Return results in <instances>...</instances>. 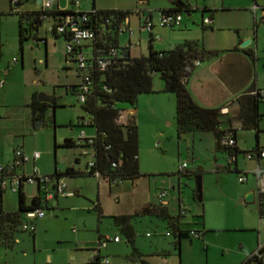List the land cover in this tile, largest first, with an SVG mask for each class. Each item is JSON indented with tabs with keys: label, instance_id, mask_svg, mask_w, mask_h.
Wrapping results in <instances>:
<instances>
[{
	"label": "rangeland",
	"instance_id": "374dc122",
	"mask_svg": "<svg viewBox=\"0 0 264 264\" xmlns=\"http://www.w3.org/2000/svg\"><path fill=\"white\" fill-rule=\"evenodd\" d=\"M38 1L24 2L19 11L39 10ZM226 1L227 6L244 4V0ZM199 2L202 6L207 4L213 7L214 11L222 10V0ZM70 5V0H62L63 7L69 8ZM84 5L85 9L92 10L93 0H84ZM124 5L130 6L131 11L135 12L130 18L135 33L132 41L134 44L141 41V44L135 45L131 50L133 58L149 54L151 33L143 28V23L151 15L156 26L153 32L156 51L173 49L185 34L191 41H201L204 47V36L210 41L215 37L211 28H202V9L192 17L183 13L184 25L170 29L161 27L160 21L161 11L174 6L172 0H96L99 9ZM193 19L196 23L192 22ZM186 24L189 30L196 31L181 33L182 30L185 31ZM49 26L50 23L45 22L37 36L47 38L48 45L32 37L25 41L22 52L18 15L11 14V10L0 14V50L4 46L0 54V80L4 78L7 81L6 88H0V147L14 155L21 148L34 153L45 151L46 146L51 145L52 153L47 158L54 171L57 169L66 172L73 165L84 172L90 158L81 156V165H77L75 159L82 153V149L79 146L66 148L63 145L66 140L77 139L82 129L75 125L82 119L88 122L90 117L79 103L78 97L72 94L71 87L76 86L79 80L76 66L67 62L66 42L64 38L48 34ZM231 30L234 29L219 31L218 35L232 32ZM197 34L203 35V38L193 39ZM129 37V34L120 36L122 48L128 46ZM263 38L262 36L258 51V72L256 73L251 60V84L245 91L252 89L257 76L260 86L264 87ZM252 47L255 50L257 45ZM14 58H18L20 62L14 64ZM154 82L155 87L164 83L160 77H156ZM34 92L57 98L59 102L58 108L47 110L42 129H36L32 110L27 107ZM241 96L231 98L230 106L233 111L229 118L239 114L240 109L236 112L234 110ZM119 107L127 110L137 108L140 112L137 124L141 177L112 186L97 177L65 178L69 191L79 190L80 196H60L57 210L47 211L45 219L29 223L37 227L35 239L30 232L19 229L13 247H0V264H89L93 250L99 247L100 236L109 239L120 237L122 241L120 244L112 241L109 249L103 250L105 257L107 251L110 254L107 256L110 264H142L139 260H132L135 249L147 264H242L250 258L264 242V229L260 228L257 205L248 204L247 197H241L240 191L245 187L254 190L255 180L242 185L236 173L225 171L228 155L218 150L213 133L179 137L174 95L142 94L137 105L121 104ZM260 113L259 142L264 146V104L260 105ZM232 127L237 130L239 147L243 152L256 149L255 131L242 130L241 124L236 120ZM86 132L92 134L93 130L86 129ZM55 144L59 146L56 152ZM184 163L188 164L189 172L202 170L201 203L196 197V176L179 174ZM239 164L241 171L247 166H254L243 155H239ZM163 188L168 189L173 208L178 207L177 199L180 197L188 211V215L182 219L183 230L209 231L204 239L194 236L193 239H184L181 246H178L175 236L169 235L172 230L167 222L156 217L136 216L145 206L156 204V195ZM36 189V186L28 184L25 190L36 193ZM98 203L102 207V218L95 210ZM53 207L52 204L51 208ZM5 209L13 212L19 210L18 193L6 192ZM173 213L178 215L177 211ZM124 215L135 216L132 222L136 233L134 245L129 243L127 236L115 224L114 217ZM26 224L28 222L24 221L23 226Z\"/></svg>",
	"mask_w": 264,
	"mask_h": 264
},
{
	"label": "trees",
	"instance_id": "16d2710c",
	"mask_svg": "<svg viewBox=\"0 0 264 264\" xmlns=\"http://www.w3.org/2000/svg\"><path fill=\"white\" fill-rule=\"evenodd\" d=\"M26 1L30 0H24V2ZM19 9L15 8L11 0V14L18 15L20 20V42L23 52V46L26 40L32 37L36 41L38 40L36 30L46 20L40 16L35 18L39 15L37 11L20 12ZM208 10L204 9V12H209ZM192 12L193 10L190 4L178 1L175 3V7L164 10L161 14L180 15L183 13L191 14ZM134 13L131 10H99L94 5L92 11L87 14L90 21L85 25V28L95 32L97 36L96 47L98 49H104L106 51L110 48H116L131 54L129 49L122 48L120 45V28L125 20L131 18ZM44 14L57 25H63L66 17L72 14V10H54ZM203 28L204 30L207 29L206 27ZM68 34L58 36L54 33L52 35L55 38H64L67 44L70 35ZM150 35V49L147 56L140 58H133L132 56L122 58L118 60L117 66L110 67L103 72H95L94 90L88 101L82 105L90 117L89 121L86 122L85 119H82L75 125L81 128L82 131H86V129L93 130L92 134L86 132L88 135L94 137L93 145H82L74 140H66L63 145L66 148L79 146L88 149L92 154L91 162L94 163V166L89 168L91 162H88L87 170L84 172L76 170L75 168H68L64 173L56 172L51 175L52 178L61 180L65 178L96 177V173L98 172L100 173V179L106 181L111 186L119 185L126 180L140 178L139 127L135 116L127 118L126 122L122 121V115L125 109L119 106L121 104L134 106L138 104L140 95L156 94L157 91L155 90L154 82L156 77L162 78L164 82V88L160 93L172 94L176 98V121L179 137L181 138L184 135L196 133H213L217 139L218 150L228 155V165L224 168L225 171L234 172L238 175L240 170L236 168L232 171L229 160L232 156L244 155L246 153L241 151L238 146L229 148L221 145V139L226 133L225 130H233L234 120L239 121L242 130L255 131L258 144L256 148L260 146V121L262 117L260 105L264 104V102L261 95H252V92L256 89H251L239 99V114L234 118H229L231 117L230 114L225 115L222 113L225 106L220 108L201 106L194 99L188 88L189 80L199 68L195 66L197 60L203 63L205 60L217 57L218 52L207 51L201 41H186L169 51L159 52L154 49L153 33ZM254 54V51L249 53L253 62H255ZM67 58H72V55H67ZM71 63L76 66L75 61L71 60ZM76 72L78 76L77 66ZM74 89H76V96L78 97V85L74 86ZM30 108L32 110L33 121L37 123L39 120H44L47 110L50 108H58V104L49 105L40 103L38 95H34ZM225 125H229L228 128H223ZM234 133L237 134V130H234ZM58 147L55 144V152ZM201 171H179V174L186 176L195 175L198 179L201 177ZM54 189H56V185H54ZM1 193L4 194L5 191ZM18 195L19 210L17 212H6L3 208L2 197L0 198V247L4 246L7 248L15 245L17 231L19 229L25 231L22 226L28 212L43 207L47 210L49 209L48 203L44 201L42 195L32 199L31 203L28 202L24 188H22ZM196 197L199 202L198 189L196 191ZM95 210H97L99 217L102 218L103 211L101 204L98 203ZM136 216L156 217L161 221L167 222L172 230V233H169V235L175 236L178 246L182 244L184 239H193L194 235H199V239H204L207 233L183 230L182 219L186 215L180 213L178 216H174L169 206L160 204L145 206ZM134 218L135 216L128 215L114 217L115 224L121 228L122 232L127 236L129 243L132 245L135 243L136 236L132 224ZM36 231L30 232L34 238ZM105 239L103 236H100L99 242ZM262 257L251 256L244 264H251L253 262L263 264ZM132 260H139L142 264H147L143 260V256L136 249Z\"/></svg>",
	"mask_w": 264,
	"mask_h": 264
},
{
	"label": "built area",
	"instance_id": "2783aa9c",
	"mask_svg": "<svg viewBox=\"0 0 264 264\" xmlns=\"http://www.w3.org/2000/svg\"><path fill=\"white\" fill-rule=\"evenodd\" d=\"M72 14L68 15L65 19V23L62 25H57L52 20H49L47 15L44 13L52 12L55 9L57 0H41L40 9L37 10L38 14L35 18L41 17L42 19L48 21L50 26L47 30L48 34H56L58 36H63L69 33V40L66 44V54L72 55L71 60L76 62L78 67V76L79 83L77 84L78 89V101L80 104H85L90 95L94 90V74L95 72H103L108 70L110 67L117 66L119 59L127 58V51L119 50L116 48H110L109 50L104 51L96 47L97 36L94 31L86 29L85 25L90 21L88 17V12L82 11L81 4L84 0H70ZM12 4L24 5V0H12ZM16 8V7H15ZM67 11V10H63ZM255 14L261 12V18L256 19V23L264 22V8H261L257 5L254 7ZM183 15H162L160 26L164 28H172L180 26L183 22ZM213 22L211 19L207 18L204 21L205 26L211 25ZM155 23L150 18H146L143 23V28L149 30L150 33L155 29ZM123 34H129L130 39L134 37V31L131 27V19L127 18L124 24L120 28V36ZM45 42V40H37ZM95 44V46H93ZM134 45L129 43L125 49H131ZM1 52V50H0ZM105 52V53H104ZM103 54V55H102ZM97 55V56H96ZM96 56V57H95ZM14 64L19 63V59H14ZM116 64V65H115ZM202 62L197 60L195 62L196 67H200ZM6 85V80H0V88H4ZM252 95H261L264 102V88H258ZM223 114H230L229 106H225L222 110ZM122 121L126 122L127 117L122 115ZM233 130H225V135L221 139V145L223 147L235 148L238 146L237 134ZM94 137L88 135L86 131H82L75 141L79 142L82 145H93ZM15 160L13 164L8 166H0V190L2 191H12L13 193H20L22 188H26L29 184L36 186L38 194L33 197L36 198L39 195L44 196V201L47 203L52 202L55 198L64 196L72 197L75 194L69 191L68 185L65 179L57 180L52 178L51 175H44L36 167L32 172L27 173L25 167L31 163L36 162L41 158V153L35 152L31 155L24 153L22 150H17L15 152ZM244 158L248 162L254 163L253 168L245 169L238 174V181L240 184H247L250 179L255 180L256 189H255V204L258 207L259 223L260 228L264 229V146H259L258 148L246 152ZM239 155L232 156L229 160V164L232 166L238 163ZM94 163L89 164V168L93 167ZM189 166L187 163H184L180 167L181 172H186ZM96 177L100 179V173H96ZM56 185V189H54ZM156 204L163 206H170V198L168 189H161L160 192L156 195ZM47 209L39 208L35 211L28 212L25 217V221L28 224L23 226L25 231L34 232L36 230L35 226L29 225V223H34L37 220H41L46 217ZM184 211L182 210V214ZM199 238V235H194ZM119 243L121 240L119 237L114 239L106 238L102 242H99V247L94 251L93 255L90 258L89 264H110L108 257L102 255L103 250L107 249L109 242ZM264 252V243L260 244L259 249L252 255L255 257L261 258Z\"/></svg>",
	"mask_w": 264,
	"mask_h": 264
},
{
	"label": "crops",
	"instance_id": "0c3cea01",
	"mask_svg": "<svg viewBox=\"0 0 264 264\" xmlns=\"http://www.w3.org/2000/svg\"><path fill=\"white\" fill-rule=\"evenodd\" d=\"M184 2L190 4L191 9L193 10V12L191 14H188L191 17H192V15H194L195 13L199 12L202 9V18H203L202 28L203 27H206L207 29L211 28L212 29L211 31L213 32L212 34L215 36L214 39H211V41L209 40V38L207 36H204L205 46H206L204 48L207 51L218 52L217 57L205 60L202 63V65L194 73L193 77L189 80L188 88H189L192 96L194 97V99L201 106L207 107V108H220V107H224L225 105H228L230 115H232L233 110H232V107L230 106L231 105L230 104L231 98H233L235 95H242L243 96L246 92L251 90L250 89L248 91H245V89H248V87L251 84L253 66H252V61H251L252 59L250 58L249 53H251L252 51L255 52V54H254L255 55V62H253L254 63V69H255L256 73L258 72L257 65H258V61L260 60V58L258 56V51H259L261 38H262V36L264 37V31H262V25H264L263 24L264 22H261V24L258 23V25H256L257 24L256 19L261 18L262 14H261V12L258 14H255L254 7H255V5H257L261 8H264V0H244V4H242L240 6H236V7L227 6V1L222 0V8H221L222 12L219 11V9H215V11H214L213 7H209L207 4H204L202 6L200 4L199 0H195V2H192L191 0H184ZM172 3L174 4V6L169 7V8H164L162 11L169 10V9L175 7L176 1L172 0ZM71 5L69 8L63 7L62 6V0H57V3L55 5V9L56 10H70ZM94 5L96 6V0H93V6ZM21 7H19V8H21ZM96 8H97V6H96ZM10 9H11V0H0V14H4V13L8 12ZM97 9H99V8H97ZM108 9L122 10V11H128V10L130 11L131 10L130 6H128V5H124V6L118 7V8H104V9H99V10H108ZM204 9H209L208 10L209 12H204ZM81 10L82 11H89V10L85 9L84 1L81 4ZM162 11H161V13H162ZM142 13L144 14V12H142ZM207 14H208V16H206ZM225 14H227V15H225ZM150 17L153 20L152 15ZM207 18L211 19L213 22L209 26L204 25V21ZM18 19H19V17H18ZM192 22L196 23V20L193 19ZM184 23H185V20L183 19L182 24L180 26L175 27V28L182 27L184 25ZM43 25L44 24H41L37 28L36 33H38V35H39V31L43 27ZM227 25H231V26H227ZM256 27H258L257 32H255ZM16 28H15V30H16ZM18 28L20 30V20H19V27ZM155 29H156V27H155ZM171 29H173V28H171ZM189 29H190L189 26L186 24L185 31L182 30L181 33H188V32H192V31H196V30H189ZM226 29H234V30H231L232 32H228L224 35H218L219 31H225ZM154 30H153V32H154ZM203 30H204V28H203ZM201 38H203V35L197 34L195 36V38H193V39H201ZM40 39H45L46 40L45 44L48 45V39L47 38L39 36L38 40H40ZM132 40L133 39L129 38L128 45H129L130 41L134 46L141 44V41H139V44H134V42ZM250 40L252 41V44H250L246 48H243L242 47L243 45L241 46L242 43H244L245 41H250ZM186 41H191L187 34H185V37H183V38L181 37V39L178 40V43H179L178 45L183 44ZM254 44L257 45L255 50L252 47ZM120 45H121V42H120ZM3 47L4 46H2L1 52L3 51ZM133 47H132V49H133ZM123 48H126V47L124 46ZM1 52H0V54H1ZM67 62L72 64L70 58L69 59L67 58ZM6 86H7V81H6V85L4 88H6ZM163 88H164V83L163 84L160 83L157 87H155V90L157 91V93H160L163 90ZM253 88H255V89L264 88V87L260 86V81H259L258 76L256 77V79L254 81V86L252 87V89ZM34 95H38V93L34 92V94L32 95V100H33ZM152 100L155 101L156 99H152ZM31 102L32 101L30 100V102L27 104V107H30ZM239 106H240V104L238 103V105L236 106L237 107L236 110H234L235 112L238 109H240ZM31 114H32V112H31ZM123 115L127 118L135 116L136 122H138L140 119V112L137 108H132L130 110L125 109V112L123 113ZM32 118H33V115H32ZM44 126H45V124H44ZM72 140H74V139H72ZM237 141H238V138H237ZM260 146H261V144H260ZM238 147H239V141H238ZM80 148L82 149V153L75 159L77 165H81V156H83L85 158L89 157L90 158L89 162H91L92 161V154L90 153V151L84 147H80ZM239 149L241 151H244L240 147H239ZM254 149L255 148H253L252 150H254ZM20 150H22L24 153H26L28 155L33 154L30 152H27L24 148H21ZM35 152H37V151H35ZM39 153H41V158L36 162L29 163L25 167L27 173L32 172L34 167L38 168L40 170V172L43 173L44 175H53L56 172L64 173L63 171H58L57 169L54 171L53 168L48 164V158L47 157L50 156L52 153V146L51 145H47L45 148V151H42ZM14 155H15V152H14ZM14 155L9 154L4 147H0V166H8L10 164H13V162L15 160ZM78 160H79V162H78ZM250 164L254 165V163H252V162H250ZM252 167L247 166L246 169H251ZM69 168H75L76 170H78L73 165H70ZM86 168H87V165H86ZM236 168L241 170V167L239 164V159H238L237 164H234L231 166L232 171ZM220 169H223V168H220ZM79 171H81V170H79ZM251 180H254V179H250V181L247 184H242V185H248L251 182ZM108 185L111 186L110 184H108ZM68 188H69V186H68ZM255 189H256V186H255ZM255 189L252 190L251 188L245 187V188L241 189L240 196L241 197L244 196V197L248 198L252 194L255 195ZM173 190H175V187L173 188ZM26 191L27 190H25V193H26L28 202L31 203L33 197L38 194V191H37V189H36V193H32V192L28 193ZM6 192L7 191H5L4 194H2L1 190H0V198L2 197L3 208L6 212H13L11 210L8 211L5 209ZM72 193L75 194L74 196H77V195L80 196V194H81V192L79 190H77L76 192H72ZM74 196H72V197H74ZM42 197L44 198V196H42ZM59 198L60 197H57L52 202L48 203V207H49L48 211H54V210L58 209ZM66 198H69V197H66ZM177 201H178V205H177L178 207H176V208H173L172 207V201L170 202L169 208H170L171 213L174 216H178L180 213H182V210H183L184 215L187 216L188 211H186V209L184 208V205H183L181 198L179 197L177 199ZM52 204L54 205L53 208H51ZM248 204L255 205V200L253 202H248ZM173 211H177L178 215L174 214ZM14 212H17V211H14ZM45 218H43V219H45ZM36 230H37V227H36ZM206 232L207 233L204 236V238L209 234V231H206ZM36 235H37V231H36ZM35 238H36V236H35ZM121 242L122 241H120L119 243H116V244H120ZM109 245H110V243H109ZM109 245H108L107 249H105V250L109 249ZM105 254H106V257L110 255L108 253V251ZM102 255L104 256L103 252H102ZM262 258H263V264H264V254H263ZM246 261H244L242 264H244ZM251 264H258V263L253 262Z\"/></svg>",
	"mask_w": 264,
	"mask_h": 264
},
{
	"label": "water",
	"instance_id": "95a60500",
	"mask_svg": "<svg viewBox=\"0 0 264 264\" xmlns=\"http://www.w3.org/2000/svg\"><path fill=\"white\" fill-rule=\"evenodd\" d=\"M141 1H145V0H141ZM39 4H41V0L38 1ZM179 5H183V4H179ZM21 5H16L15 7L16 8H19L21 7ZM258 30V27L255 28V32H257ZM250 44H252V41H247L246 43L243 44V48H246L247 46H249ZM131 55H128L127 58H129ZM74 94H76L77 92L74 91L73 92ZM38 100L40 103H46V104H52L53 102V98L46 95V94H40L38 95ZM45 122L43 120H39L37 123H36V129H42L43 126H44ZM198 193H199V202L201 203L203 201V193H202V178L199 177L198 178ZM255 200V195L252 194L250 197L247 198V202H253Z\"/></svg>",
	"mask_w": 264,
	"mask_h": 264
},
{
	"label": "flooded vegetation",
	"instance_id": "af4514ba",
	"mask_svg": "<svg viewBox=\"0 0 264 264\" xmlns=\"http://www.w3.org/2000/svg\"><path fill=\"white\" fill-rule=\"evenodd\" d=\"M71 89H72V94H73V95H76V94L73 93L74 91H76V89H74V86H72ZM76 92H77V91H76ZM54 104H59L57 98H53V102H52V104H49V105H54Z\"/></svg>",
	"mask_w": 264,
	"mask_h": 264
}]
</instances>
